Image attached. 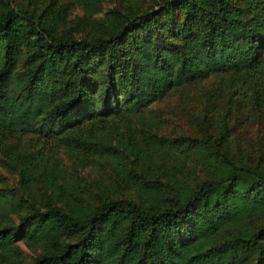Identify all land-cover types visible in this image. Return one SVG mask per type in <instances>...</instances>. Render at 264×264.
I'll list each match as a JSON object with an SVG mask.
<instances>
[{"label": "trees", "instance_id": "16d2710c", "mask_svg": "<svg viewBox=\"0 0 264 264\" xmlns=\"http://www.w3.org/2000/svg\"><path fill=\"white\" fill-rule=\"evenodd\" d=\"M0 166V264H264V0H0Z\"/></svg>", "mask_w": 264, "mask_h": 264}, {"label": "rangeland", "instance_id": "374dc122", "mask_svg": "<svg viewBox=\"0 0 264 264\" xmlns=\"http://www.w3.org/2000/svg\"><path fill=\"white\" fill-rule=\"evenodd\" d=\"M80 12V8L76 7L74 13ZM215 77H208L191 85L172 89L165 97L155 102L152 107L158 110L161 115V124L157 130L165 134L185 133L192 129L194 118H200L204 110L205 103L210 97V92L213 89ZM215 85V84H214ZM249 137L252 138L256 134V127L252 126L248 129ZM63 157L65 166L68 170L73 171L77 168L73 164V160L64 151H60ZM109 167H104L102 171H98L92 167L84 169L77 168L76 173L82 181L93 182L98 176L108 172ZM0 175L3 180H0V187L13 188L17 185V175L12 174L0 166ZM16 223L18 219L14 216ZM16 243L21 248L23 257L26 262L32 260L38 250L29 248L25 245L22 239H18Z\"/></svg>", "mask_w": 264, "mask_h": 264}]
</instances>
